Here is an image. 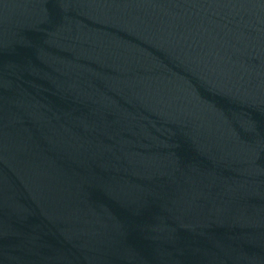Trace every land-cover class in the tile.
I'll use <instances>...</instances> for the list:
<instances>
[{
	"label": "water",
	"instance_id": "obj_1",
	"mask_svg": "<svg viewBox=\"0 0 264 264\" xmlns=\"http://www.w3.org/2000/svg\"><path fill=\"white\" fill-rule=\"evenodd\" d=\"M0 264H264V0H0Z\"/></svg>",
	"mask_w": 264,
	"mask_h": 264
}]
</instances>
